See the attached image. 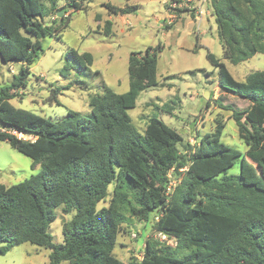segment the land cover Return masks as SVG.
<instances>
[{
    "label": "trees",
    "instance_id": "obj_1",
    "mask_svg": "<svg viewBox=\"0 0 264 264\" xmlns=\"http://www.w3.org/2000/svg\"><path fill=\"white\" fill-rule=\"evenodd\" d=\"M57 1L47 0L46 8L41 0H0V59L20 63L12 80L0 85V141L39 167L18 184L0 185V256L28 243L50 250L47 264H264V71L239 82L206 55L218 69L217 87L249 103L238 109L213 100L231 112L244 153L220 141L221 119L193 146L182 145V136L156 116L148 118L143 135L135 129L128 110L142 91L159 85L160 45L130 53L128 90L117 94L103 84L102 94L89 99L90 118L68 109L51 121L10 101L26 88L30 68L43 54L41 40H59L68 25L70 14L55 25ZM83 1L66 5L79 11ZM208 2L224 60L237 65L264 56V0ZM105 7L113 15L137 9ZM48 16H55L53 25L44 21ZM65 57L61 74L93 62L91 54L73 50ZM235 161L240 173L227 175ZM110 186L108 207L97 210ZM58 208L71 218L62 225V242L54 243L49 227ZM125 212L173 238L175 246L146 239L139 256L119 260L113 249L120 227L127 226Z\"/></svg>",
    "mask_w": 264,
    "mask_h": 264
},
{
    "label": "rangeland",
    "instance_id": "obj_2",
    "mask_svg": "<svg viewBox=\"0 0 264 264\" xmlns=\"http://www.w3.org/2000/svg\"><path fill=\"white\" fill-rule=\"evenodd\" d=\"M41 2L49 8L47 0ZM82 4L83 10L73 11L66 0L57 1L55 25L70 14L68 25L60 32L59 40L54 35L41 40L43 54L30 68L26 88L10 101L14 107L51 121L65 117L68 109L90 118L89 99L102 94L103 84L117 94L128 90L130 53H142L160 45L156 62L159 85L142 91L135 107L128 110L135 129L143 135L148 118L156 116L182 136V145L193 146L204 134L213 131L214 120L221 119L224 128L220 141L240 153L245 152L246 146L238 138L231 112L219 109L213 100L219 99L222 104L238 109L249 103L217 87L218 69L206 55L210 53L222 62L232 78L239 82H244L252 72L264 71V56L255 54L237 65L224 60L208 0H85ZM106 4L116 8L136 6L137 9L125 15H113ZM53 18L55 16H48L44 21L53 25ZM69 50L78 55L91 54L92 65L61 74ZM19 68L20 63H4L0 59V85L9 83ZM53 88L58 91L55 99L49 100ZM182 149L179 146V150ZM31 164L30 158L0 141V185L12 186L37 174L39 167L32 168ZM238 167L239 162L235 161L227 175H238ZM111 195L112 186L96 209L108 207ZM55 215L49 233L54 243H61L62 225L71 215L63 214L61 208L55 210ZM125 216L127 226L120 227L113 249L122 262H127L132 253L139 256L138 251L143 249L146 239L157 240L145 222L130 218L128 212ZM49 253L48 249L23 243L1 255L0 264H47Z\"/></svg>",
    "mask_w": 264,
    "mask_h": 264
},
{
    "label": "built area",
    "instance_id": "obj_3",
    "mask_svg": "<svg viewBox=\"0 0 264 264\" xmlns=\"http://www.w3.org/2000/svg\"><path fill=\"white\" fill-rule=\"evenodd\" d=\"M174 186V183H170V188ZM134 236V235H133ZM156 239L161 242V243H165L166 245H169V246H175V240L173 238H169L167 235L165 234H156Z\"/></svg>",
    "mask_w": 264,
    "mask_h": 264
},
{
    "label": "water",
    "instance_id": "obj_4",
    "mask_svg": "<svg viewBox=\"0 0 264 264\" xmlns=\"http://www.w3.org/2000/svg\"><path fill=\"white\" fill-rule=\"evenodd\" d=\"M59 16H60V18H61L62 14H59Z\"/></svg>",
    "mask_w": 264,
    "mask_h": 264
}]
</instances>
